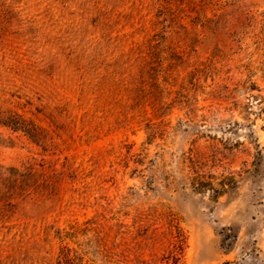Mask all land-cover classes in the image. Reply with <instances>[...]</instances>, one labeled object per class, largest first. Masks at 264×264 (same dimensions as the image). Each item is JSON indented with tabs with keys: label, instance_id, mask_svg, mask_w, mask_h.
I'll use <instances>...</instances> for the list:
<instances>
[{
	"label": "rangeland",
	"instance_id": "1",
	"mask_svg": "<svg viewBox=\"0 0 264 264\" xmlns=\"http://www.w3.org/2000/svg\"><path fill=\"white\" fill-rule=\"evenodd\" d=\"M0 264H264V0H0Z\"/></svg>",
	"mask_w": 264,
	"mask_h": 264
},
{
	"label": "trees",
	"instance_id": "2",
	"mask_svg": "<svg viewBox=\"0 0 264 264\" xmlns=\"http://www.w3.org/2000/svg\"><path fill=\"white\" fill-rule=\"evenodd\" d=\"M2 124H5V126L11 127L12 129H18L24 131V127H22L18 123H2Z\"/></svg>",
	"mask_w": 264,
	"mask_h": 264
}]
</instances>
